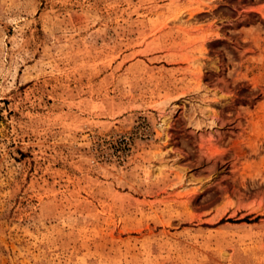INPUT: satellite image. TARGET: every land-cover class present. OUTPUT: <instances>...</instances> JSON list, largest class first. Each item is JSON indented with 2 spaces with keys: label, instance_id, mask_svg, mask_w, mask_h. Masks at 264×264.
<instances>
[{
  "label": "rangeland",
  "instance_id": "374dc122",
  "mask_svg": "<svg viewBox=\"0 0 264 264\" xmlns=\"http://www.w3.org/2000/svg\"><path fill=\"white\" fill-rule=\"evenodd\" d=\"M0 264H264V0H0Z\"/></svg>",
  "mask_w": 264,
  "mask_h": 264
},
{
  "label": "bare ground",
  "instance_id": "6f19581e",
  "mask_svg": "<svg viewBox=\"0 0 264 264\" xmlns=\"http://www.w3.org/2000/svg\"><path fill=\"white\" fill-rule=\"evenodd\" d=\"M200 122V120H196V123H199Z\"/></svg>",
  "mask_w": 264,
  "mask_h": 264
}]
</instances>
